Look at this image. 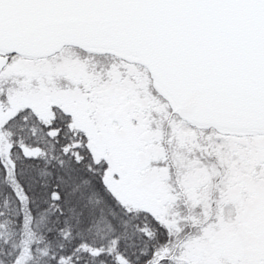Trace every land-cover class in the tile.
<instances>
[{"label":"snow or ice","instance_id":"obj_1","mask_svg":"<svg viewBox=\"0 0 264 264\" xmlns=\"http://www.w3.org/2000/svg\"><path fill=\"white\" fill-rule=\"evenodd\" d=\"M0 264H264V0H0Z\"/></svg>","mask_w":264,"mask_h":264}]
</instances>
